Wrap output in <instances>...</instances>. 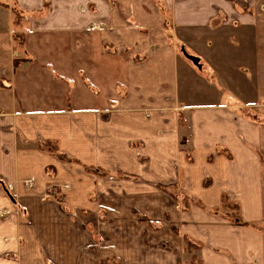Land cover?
<instances>
[{
    "label": "crops",
    "instance_id": "1",
    "mask_svg": "<svg viewBox=\"0 0 264 264\" xmlns=\"http://www.w3.org/2000/svg\"><path fill=\"white\" fill-rule=\"evenodd\" d=\"M1 1L0 264H264V0Z\"/></svg>",
    "mask_w": 264,
    "mask_h": 264
},
{
    "label": "rangeland",
    "instance_id": "2",
    "mask_svg": "<svg viewBox=\"0 0 264 264\" xmlns=\"http://www.w3.org/2000/svg\"><path fill=\"white\" fill-rule=\"evenodd\" d=\"M0 3H2V1ZM165 11L168 12L169 10L166 9ZM13 14L14 13H12V15ZM167 17L168 18L165 19V23H164L165 26L161 28V32L163 34L166 33L167 38H169V36H170V39L176 45V49H177L178 52H187V50H186L187 49V46L184 44L183 39L182 40H179L177 34H175V30H176L175 27L176 26L173 23L172 18H170V20H169V16H167ZM17 18L18 17H16V24H15V26H16V28L19 29V23L20 22L18 21ZM18 29H16V30H18ZM178 35H179V37H182V34L181 33H178ZM14 39H15V41H14L15 42V45L14 46H16V51H22V50H20V47H21V44H23V40H22V37L20 36V34L16 32V36L14 37ZM188 52H190L189 49H188ZM181 120L183 121V116H182ZM185 142H187V140ZM185 142H184V139H182L181 144L183 146H185V148H186ZM41 148L42 149H45L46 151L47 150L56 151L57 150V145H56V143H53V142L50 141L48 143L46 142V143L42 144ZM184 154H185L186 159L190 162L191 159H192L190 157L193 156V153L190 150H188V151L186 150V152H184ZM220 155L227 157V159H229V160H233L232 159L233 156L230 153L224 152V153H222ZM61 157H62V155H61ZM63 157H64V159L66 161H69L70 163H72V161H70L72 159L67 158V156H65V155H63ZM259 157H260V162H261V167H262V173L264 174V152H260L259 153ZM212 158H214V157H212ZM75 162H79V161L75 160ZM81 166H82V168L84 170V173H86V174L87 173L88 174H95L98 177H102V178L109 177V174L108 173L106 174V172H104L102 170H98V169H96L94 167L87 166V165H85L83 163L81 164ZM47 172L50 173L51 175H53L52 170H47ZM181 179L183 180V176H182ZM208 181H209V179H208ZM209 182H206V185H210ZM167 190L170 191L171 193H173L176 196L175 199L178 200V204H179L180 208L186 209V208L192 207V205L193 206L194 205L195 206H200V207H207L200 200H197L196 198H194L191 195H189L187 193L186 189H185L184 183L182 184L181 181H180V183L178 185H175L174 184V185L168 186L167 187ZM257 192L258 193L260 192L261 195H262V197H264V184H261V185H258L257 186ZM48 193L49 194H54L56 197L59 198L60 197L59 196V194H60V188H58L57 186H55L53 184V185H51V188L48 191ZM214 208L215 209H218L219 211H222L224 213H227L229 216H226V217H228V218L225 217L226 219H229V220H232V221H235L237 223L244 224V225H248V223H251V222H247V221H244L243 220V216H242V206H241L240 202L237 199L231 197L226 192H224L222 194V198H221L220 204L218 206L214 207ZM101 219H103L102 221L108 220V218H103V217ZM251 224L255 225L256 227L257 226H260L256 222H252Z\"/></svg>",
    "mask_w": 264,
    "mask_h": 264
},
{
    "label": "trees",
    "instance_id": "3",
    "mask_svg": "<svg viewBox=\"0 0 264 264\" xmlns=\"http://www.w3.org/2000/svg\"><path fill=\"white\" fill-rule=\"evenodd\" d=\"M21 36V35H20ZM22 37V36H21ZM20 61H22V60H16L15 62H16V65H19V63H20ZM186 141V139L184 138V142ZM48 143V142H47ZM248 225H250V226H253V227H256L255 225H253V224H251V223H248ZM185 245H186V248H188V249H197L199 246L198 245H196L195 243H193V242H190L187 238H186V241H185ZM196 262V263H195ZM190 264H198V262H197V258H195V257H193V261L190 263Z\"/></svg>",
    "mask_w": 264,
    "mask_h": 264
},
{
    "label": "water",
    "instance_id": "4",
    "mask_svg": "<svg viewBox=\"0 0 264 264\" xmlns=\"http://www.w3.org/2000/svg\"><path fill=\"white\" fill-rule=\"evenodd\" d=\"M189 58H190L192 61H194V62H198V58H196V57L189 56Z\"/></svg>",
    "mask_w": 264,
    "mask_h": 264
},
{
    "label": "built area",
    "instance_id": "5",
    "mask_svg": "<svg viewBox=\"0 0 264 264\" xmlns=\"http://www.w3.org/2000/svg\"><path fill=\"white\" fill-rule=\"evenodd\" d=\"M4 217V213L3 211L0 210V218H3Z\"/></svg>",
    "mask_w": 264,
    "mask_h": 264
}]
</instances>
